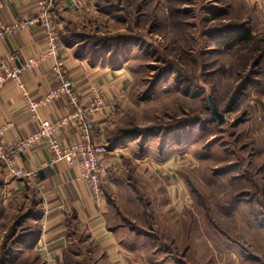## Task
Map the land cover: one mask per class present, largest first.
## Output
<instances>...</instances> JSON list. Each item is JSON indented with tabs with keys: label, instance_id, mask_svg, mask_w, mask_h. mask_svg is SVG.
I'll use <instances>...</instances> for the list:
<instances>
[{
	"label": "rangeland",
	"instance_id": "1",
	"mask_svg": "<svg viewBox=\"0 0 264 264\" xmlns=\"http://www.w3.org/2000/svg\"><path fill=\"white\" fill-rule=\"evenodd\" d=\"M146 6L144 28L131 20L123 31L139 43L124 60L131 76L110 131L130 132L111 168L117 210L149 236L150 260L159 249L176 263L264 264V0ZM95 27L116 30L109 16ZM227 27L239 30L227 37ZM37 194L0 186V264H48L34 243Z\"/></svg>",
	"mask_w": 264,
	"mask_h": 264
},
{
	"label": "crops",
	"instance_id": "2",
	"mask_svg": "<svg viewBox=\"0 0 264 264\" xmlns=\"http://www.w3.org/2000/svg\"><path fill=\"white\" fill-rule=\"evenodd\" d=\"M71 2H53L52 14L60 40L58 58L68 68L81 107H95L91 114L94 141L106 147L103 157L110 163L103 185L104 195L101 200H96L88 185L76 179L77 167L65 160L52 162L51 152L44 144L34 145L18 157L19 164L32 173L30 176L13 177L0 164V186L10 190L36 188L40 228L34 243L43 246L41 250L47 253L48 264H85V259L86 264H185L160 259L159 249H155L157 260H150L147 256L150 247L146 246L150 243L149 236L147 238L143 230L130 226L123 213L117 210L115 199L120 184L115 180V170H111L116 162L113 157L116 151L110 131L117 125L119 98L131 76L124 67V60L134 48L129 50L121 45L113 61L108 52L91 53L84 46V40L77 38L88 30L96 35L123 36L131 20L144 28V22L151 14L146 6L148 0H88V7L83 9L73 8ZM37 10L36 0H0V26L29 22ZM103 16H109V22L116 30L100 33L98 27L94 28L95 20ZM30 57L41 60L34 69L22 74L24 88L11 79L0 87V129H3L0 138L5 145H13L35 132L41 120L58 121L76 111L68 98L61 97L41 106L38 116H33L27 96L40 99L57 84L52 70L57 57L49 54L42 27L29 22L0 42V75L5 68L15 69ZM57 136L62 145L80 141L78 120L59 130ZM82 231L86 233L84 238L80 237ZM76 242L88 244L87 249L82 250L84 247ZM85 252L88 257H79Z\"/></svg>",
	"mask_w": 264,
	"mask_h": 264
},
{
	"label": "built area",
	"instance_id": "3",
	"mask_svg": "<svg viewBox=\"0 0 264 264\" xmlns=\"http://www.w3.org/2000/svg\"><path fill=\"white\" fill-rule=\"evenodd\" d=\"M54 0H36L38 7L37 14L29 21L42 27L44 30L49 46V54L57 57L52 68L53 75L57 79V84L52 87L42 98L31 99L27 96L28 106L34 117L38 116L39 109L43 105L53 103L55 100L66 97L76 108L74 114L63 117L58 121L41 120L39 128L30 133L13 145H5L0 138V164L6 172L13 177L19 178L30 176L32 173L27 172L18 161L21 153H24L30 147L37 144H44L51 152L52 162L65 160L70 165L77 167L76 179L84 181L96 200L103 197V185L108 175L110 163L103 157L107 152L105 146L97 144L94 141L95 128L91 119V114L95 107L82 108L80 97L75 90L74 83L69 77V71L65 63L58 58L60 46L57 28L52 14ZM71 5L76 9L88 7V0H72ZM28 21H20L14 25L0 26V42L5 41L11 35L25 27ZM41 58L30 57L19 64L15 69L5 68L4 73L0 75V87L9 79L14 81L20 87L24 88L21 80L22 74L34 69L40 62ZM78 120L81 131V140L78 142L62 145L57 136V132L74 120ZM3 129H0L2 135Z\"/></svg>",
	"mask_w": 264,
	"mask_h": 264
},
{
	"label": "trees",
	"instance_id": "4",
	"mask_svg": "<svg viewBox=\"0 0 264 264\" xmlns=\"http://www.w3.org/2000/svg\"><path fill=\"white\" fill-rule=\"evenodd\" d=\"M227 29L229 30L227 37L231 35L235 36L238 32L237 30H239L236 27H227ZM77 38L84 40V46H86L91 51V53L95 52L98 54L100 52H108L110 54V58L113 59V61L117 58V54H119V49L121 45L126 46L127 49L130 50L137 46V44L139 43L138 41L136 44H133L134 40L130 35H96L95 33H89L87 31L82 32ZM244 38H246V36ZM129 134L130 132H124V135L114 137V147L122 140L128 138L130 136Z\"/></svg>",
	"mask_w": 264,
	"mask_h": 264
},
{
	"label": "water",
	"instance_id": "5",
	"mask_svg": "<svg viewBox=\"0 0 264 264\" xmlns=\"http://www.w3.org/2000/svg\"><path fill=\"white\" fill-rule=\"evenodd\" d=\"M209 103H210L209 107L212 111V116H213L212 118L213 119L219 118V121L222 122L224 119L223 114L219 112V109L217 105L215 104L214 99L211 96H209Z\"/></svg>",
	"mask_w": 264,
	"mask_h": 264
}]
</instances>
